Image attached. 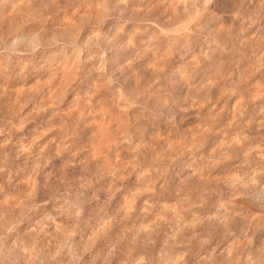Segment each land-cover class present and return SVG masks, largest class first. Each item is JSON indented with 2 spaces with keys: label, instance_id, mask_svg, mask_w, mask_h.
I'll return each instance as SVG.
<instances>
[{
  "label": "rangeland",
  "instance_id": "374dc122",
  "mask_svg": "<svg viewBox=\"0 0 264 264\" xmlns=\"http://www.w3.org/2000/svg\"><path fill=\"white\" fill-rule=\"evenodd\" d=\"M0 264H264V0H0Z\"/></svg>",
  "mask_w": 264,
  "mask_h": 264
}]
</instances>
